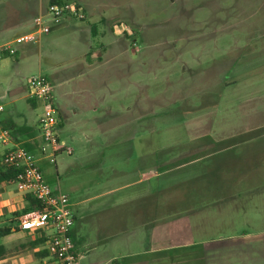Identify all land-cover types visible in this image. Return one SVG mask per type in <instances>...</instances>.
<instances>
[{"label": "rangeland", "instance_id": "374dc122", "mask_svg": "<svg viewBox=\"0 0 264 264\" xmlns=\"http://www.w3.org/2000/svg\"><path fill=\"white\" fill-rule=\"evenodd\" d=\"M39 3L14 5L28 16ZM94 7L97 19L84 24L97 51V152L76 169L74 146V156L57 153V166L48 146L38 158L47 184L99 191L165 163L158 181L173 247L148 264H204L203 247L207 264H264V0H97ZM32 59L25 76L48 78L46 60L40 69ZM187 215L188 231L170 228ZM142 254L127 264H145Z\"/></svg>", "mask_w": 264, "mask_h": 264}, {"label": "crops", "instance_id": "0c3cea01", "mask_svg": "<svg viewBox=\"0 0 264 264\" xmlns=\"http://www.w3.org/2000/svg\"><path fill=\"white\" fill-rule=\"evenodd\" d=\"M15 1L1 0L3 8L0 10V46L7 45L15 51L14 55L0 52V106L3 107L0 125L9 130L11 139L9 145L0 146V155L22 147L37 161L44 159L38 160L44 155L43 149L47 148L39 127L41 115H37L40 103L31 99L28 92L29 80L34 76H25L32 64H36L32 58L38 57L40 69L44 68L45 60L48 65L45 70L53 87L52 95L58 112L57 129L63 147L60 152L74 156L75 148L72 166L78 169L81 157L94 156L97 152L92 145L94 139H91L92 133H97V51L91 50L87 36L89 28L84 24L97 19V7H94L97 0H56L61 3L80 2L86 18H66L50 34L41 36L38 43H24L21 38L33 32L34 20L46 13L53 0L46 4L40 0L38 7L28 12V16L26 12L22 15L23 8L19 10L14 5ZM96 27L97 23L93 24L92 33L95 35ZM41 43L45 44L44 49ZM46 49L50 53L44 55ZM52 164L57 166V161ZM164 164L157 162L156 169L138 170L137 178L127 185H106L99 191L97 185L87 191L80 185L51 187L70 198L74 215L71 235L79 257L78 264L87 258L89 264H111L115 260L127 264V259L140 253L146 259L143 263H159L164 258L162 255L172 249L173 246L166 245L165 188L161 189L158 181L164 173L160 170L164 171ZM151 182L156 185L153 189L147 187L137 194L119 196L128 189L150 185ZM26 207L27 195L19 192L15 183L0 184V230L9 227L12 230L11 235L0 238V245H5L10 252L7 258L0 260V264H58L51 256L43 260L36 256L47 245L20 249L22 244L34 242L40 235L47 239L50 234V231H45L35 236L20 229L21 220L29 214H23ZM122 208L124 211H120ZM184 219V225L175 220V223H169L170 228L178 226L182 231H188L191 227L189 215ZM194 228H198V221H194ZM184 247L191 246L186 244Z\"/></svg>", "mask_w": 264, "mask_h": 264}, {"label": "built area", "instance_id": "2783aa9c", "mask_svg": "<svg viewBox=\"0 0 264 264\" xmlns=\"http://www.w3.org/2000/svg\"><path fill=\"white\" fill-rule=\"evenodd\" d=\"M66 18L84 20L86 15L78 3H52L45 14L34 20L33 32L22 37L21 42L38 43L41 36L50 34ZM118 28H120L119 25L115 26L116 32ZM0 52L15 54V51L7 45L0 46ZM28 92L31 99L42 104L39 127L45 146L51 149V163H55L57 153L63 147L57 136L58 112L53 100V87L47 78L37 75L29 80ZM2 111L3 107L0 106V112ZM10 143L9 130L0 125V146H7ZM43 153L46 155V148L43 149ZM0 166L21 168L23 171L15 182L18 191L31 195L42 205L41 210L24 216L20 222V229L35 236L37 233L50 231L47 236V249L50 254L57 257L59 264H78L79 258L75 254V244L71 235L74 215L70 198L60 191H54L47 184L37 159L25 148L15 147L0 155Z\"/></svg>", "mask_w": 264, "mask_h": 264}, {"label": "trees", "instance_id": "16d2710c", "mask_svg": "<svg viewBox=\"0 0 264 264\" xmlns=\"http://www.w3.org/2000/svg\"><path fill=\"white\" fill-rule=\"evenodd\" d=\"M52 3H58V4H63L61 2H57L56 0H53L51 2ZM22 169L21 168H17L16 166H0V184L2 183H7V184H11V183H15L19 177V175L22 173ZM42 209V205L40 202H38L36 199H34L31 195H27V207L26 209L23 211V214H27V213H31L34 211H39ZM12 230L11 228H4L0 230V238H4L7 237L9 235H11ZM41 237H39L36 241L34 242H29L28 244H22L20 246L21 250H26V248H31V249H36V248H41L47 245L48 240L46 238H44L42 235H40ZM9 249L5 246V245H0V260H3L5 258H7V256L9 255ZM76 254V251H75ZM36 256L40 259L43 260L45 258H48L49 256H51L52 258H54L57 262L58 259L55 256H52L49 252V250L44 249L41 253L36 254ZM77 258L78 255L76 254ZM208 256V253H206L205 249H202L200 254H199V259L202 260V262L204 264L206 263V257ZM59 264V263H58ZM111 264H120L117 260L113 261Z\"/></svg>", "mask_w": 264, "mask_h": 264}]
</instances>
